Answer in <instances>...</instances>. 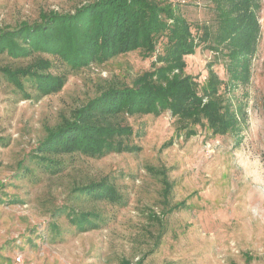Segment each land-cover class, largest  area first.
<instances>
[{
  "label": "rangeland",
  "instance_id": "rangeland-1",
  "mask_svg": "<svg viewBox=\"0 0 264 264\" xmlns=\"http://www.w3.org/2000/svg\"><path fill=\"white\" fill-rule=\"evenodd\" d=\"M87 1L0 0V29L32 23L41 11L74 12ZM168 1L201 40L185 56L186 73L195 76L200 94L209 69L218 73L220 92L238 113L237 128L221 135L195 125L186 137L170 110L125 115L139 151L62 154L54 171L34 156L48 128L108 86L132 85L166 39L151 57L135 50L75 70L43 53L53 61L52 73L67 75L60 91L43 97L2 72L33 57L0 53V264H264V0L247 77L229 69L216 1ZM101 180L115 186L116 200L76 191ZM82 211L99 214L95 228L83 231L72 220Z\"/></svg>",
  "mask_w": 264,
  "mask_h": 264
},
{
  "label": "trees",
  "instance_id": "trees-1",
  "mask_svg": "<svg viewBox=\"0 0 264 264\" xmlns=\"http://www.w3.org/2000/svg\"><path fill=\"white\" fill-rule=\"evenodd\" d=\"M214 1L221 23L217 36L227 41L229 69L236 77H247L250 57L259 40L257 11L261 0ZM161 38L166 39L163 52L156 54L150 69L138 75L132 85L108 86L49 127L34 154L36 159L57 171L62 165L57 156L62 154L102 157L112 152L139 151L141 146L131 142L134 131L124 122L125 115L158 116L170 110L181 122L178 127L185 130L186 137L196 132L195 125H207L215 134H226L237 128L239 116L220 92L223 80L216 71L209 69L203 94L198 91L195 76L186 73L185 56L194 53L201 40L171 1L88 0L74 12L41 11L32 23L24 21L13 29H0V53L33 57L26 65H6L2 72L19 89L31 83L39 97L60 91L67 81L66 74L50 71L53 61L43 53L75 70L135 50L151 57ZM172 143L171 138L163 146ZM170 187L166 179L165 191ZM76 191L98 199L119 197L115 186L103 180L78 186ZM98 216L97 212L82 211L72 220L85 231L96 227L92 218Z\"/></svg>",
  "mask_w": 264,
  "mask_h": 264
}]
</instances>
